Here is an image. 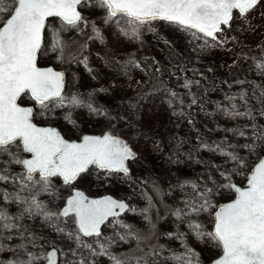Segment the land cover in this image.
<instances>
[{"label": "snow or ice", "instance_id": "snow-or-ice-1", "mask_svg": "<svg viewBox=\"0 0 264 264\" xmlns=\"http://www.w3.org/2000/svg\"><path fill=\"white\" fill-rule=\"evenodd\" d=\"M261 2L93 0L96 7L105 11L102 17L104 24L115 26L126 37L138 38L142 26L159 20L178 25L185 31L196 30L192 32L193 36L202 33L213 40L217 39V33L223 31L222 26H230L234 10H238L241 19H246L247 14ZM81 3L82 0H13L12 6L8 7L5 0H0V13L4 14L0 17V158L6 157L0 159V252H18L17 257L9 259L7 264H98L102 256L107 257L111 264H130L128 258L111 249L117 239H139L131 231L102 238L101 225L109 217L136 211L123 200L111 196L89 199L83 192L74 190V195L67 198L66 206L54 210L40 199L43 194H48L53 203L59 198L53 178L59 177L64 185L71 186L89 165L127 174L129 170L125 162L135 158L129 145L110 133L85 135L79 143L67 141L54 128L38 127L33 122L34 108L18 103L21 96L27 94L33 105L38 106L36 114L40 116L66 103L73 107L81 104L78 98H67L62 94V72L52 68L42 69L36 64L45 22L49 17H58L64 25L73 28L81 24L88 26V21L77 10ZM91 27L94 38L103 41V34L94 22ZM63 46L59 33H55L53 47L63 50ZM136 66L139 67L138 64ZM255 68L264 75V61L257 63ZM191 85L192 81H185L184 87L190 88ZM171 96L178 103H183L175 92ZM247 96L246 91L239 94L245 102ZM252 98L260 103L258 114L264 117V87L255 85ZM169 105H172V100H169ZM87 107L92 112L98 111L91 104ZM226 110L230 116L251 120V135L241 129H228L245 137L247 142L227 147L222 146L226 142L215 146L201 144V147L219 152L232 167L222 171L220 166H214L220 181L213 180L209 173L208 182L214 187H207L205 182L204 191H199L202 185L195 181L186 180L178 184L182 191L190 186L195 197L185 200L184 208L175 209L173 214L178 221L187 223L196 239H207L222 250L213 264H264V125L256 123V115L251 108L239 112L236 105H231ZM174 114L183 116L184 112L181 110ZM66 118L70 119V116ZM236 147L246 150L247 155L227 150ZM20 152L30 154V158H22ZM14 165L20 166L21 171H13ZM234 176L242 177L241 184L234 182ZM222 191L234 194V199L222 205L213 203V196ZM12 204L21 206L16 214L7 211V205ZM140 211L146 213L148 208ZM202 212L212 217L211 231H206L203 224L191 218ZM35 217H42L53 231L71 242L66 246L67 250L55 242H49L48 251L33 252L28 249L29 244L35 247L36 237L23 221ZM65 217L71 218V229L67 227ZM116 224L121 228L130 227L120 221ZM167 235L170 239L180 240L184 250L176 251L160 245L146 256L134 258L136 264H158L160 260L165 264H200L199 254L187 244L186 233L178 229ZM85 237L95 239L89 241ZM14 238L27 243H20L15 249L3 243ZM19 254L25 258L20 259Z\"/></svg>", "mask_w": 264, "mask_h": 264}, {"label": "rangeland", "instance_id": "rangeland-1", "mask_svg": "<svg viewBox=\"0 0 264 264\" xmlns=\"http://www.w3.org/2000/svg\"><path fill=\"white\" fill-rule=\"evenodd\" d=\"M12 2L13 0H5L8 7L12 6ZM80 10L82 17L88 21V26L81 24L73 28L64 25L60 19L48 23L39 63L52 64L64 70L67 80L63 95L67 98L76 97L81 104L73 107L66 103L62 107H54L44 116L36 115L40 116L38 123L57 127L71 140L77 139L76 134H104L118 125V135L131 144L137 157L129 162L127 174L91 166L71 186L64 185L59 177L53 178V184L59 190V198L53 203L48 194H43L40 199L55 210L61 209L74 188L83 189L92 196L113 194L126 199L130 208L136 211H127L124 215L111 219L103 228L102 238L115 237L117 233L124 235L131 231L139 239H117L111 251L128 258L130 264H136L134 258L146 256L149 249L160 245L182 252L184 249L181 241L170 239L167 235L179 229L187 234V244L199 254L200 264H209L222 250L214 247L207 239H196L187 223L177 220L174 210L184 208L185 200L195 197L190 186L182 191L177 185L186 180L195 181L202 185L199 191H204L205 182L207 187H214L208 182L209 173L213 180L220 181L214 166H220L222 171L232 167L219 152L201 147L202 143L215 146L226 142L222 146L227 147L247 142L245 137L228 129H241L250 136L253 122L245 117L230 116L226 109L231 105L235 103L239 112L251 108L256 115V123L264 125V117L258 114L261 105L252 98L255 85L264 87V75L255 68L257 63L264 61V0L247 14L246 19H241L238 10H234L230 26H223V31L217 34L216 40H208L198 33L193 36V30L185 31L178 25L159 20L142 26L138 38H129L120 34L115 26L104 24L102 17L105 11L96 7L93 0L83 2ZM3 16L0 13V17ZM93 22L102 32L103 41L94 38L95 33L91 27ZM85 29H88V35L86 41H82L85 45L82 57L66 64L64 60L67 57L61 55L64 48H68L65 41ZM55 33L60 35L63 50L53 47ZM166 42L181 51L187 60V66H201L217 80L215 88L207 94L210 99L207 106H199L198 103H193L194 100L188 101L192 97H186V93H190L191 89L195 91L197 83L183 72H172L173 64L162 51V43ZM141 57H150L158 63L161 75L168 79L169 85L166 90L146 98L138 106L136 95L142 91L144 83L148 82L140 65ZM229 67L238 68L243 76L241 81L245 83H232L227 70ZM185 81H192L190 88L184 87ZM242 91L248 93L247 102L239 98ZM172 92L179 96L182 104L171 96ZM227 96H237L239 99H227ZM169 100H172L171 106ZM20 102L33 105L27 94L22 96ZM88 104L98 111L92 112L87 107ZM181 110L184 112L183 116L174 114ZM66 116H70V119ZM227 150L247 155L246 150L239 147ZM27 156L28 153H25L23 157ZM13 171H21L20 166L14 165ZM233 180L241 184L242 177L234 176ZM232 199L234 194L222 191L213 196V203L220 205ZM20 207L19 204L7 205L11 214H16ZM145 208L148 211L141 213L140 210ZM191 218L203 224L206 231L212 230V217L207 212ZM64 219L71 229V218ZM116 221L130 227H118ZM23 224L36 237L35 247L38 249L47 251L49 242H55L67 250L66 246L71 243L53 231L42 217L26 218ZM84 239L91 241L95 237ZM3 243L15 249L16 245L24 241L14 238L11 241L4 240ZM14 253L15 250L0 252V264H7ZM98 264L111 262L102 256L99 257ZM158 264L165 262L160 260Z\"/></svg>", "mask_w": 264, "mask_h": 264}, {"label": "trees", "instance_id": "trees-1", "mask_svg": "<svg viewBox=\"0 0 264 264\" xmlns=\"http://www.w3.org/2000/svg\"><path fill=\"white\" fill-rule=\"evenodd\" d=\"M55 20H58V19L54 18V19H51L49 22H52ZM87 35H88V29H85L83 32H78L73 38L69 39V41L67 42L65 41V44H67L68 48L67 49L64 48L65 51H62L61 55L67 57L64 60L66 64L67 62H70V61L72 62L73 60L82 57L84 48H85V45H83L82 41H86ZM162 48L164 52L166 53L167 58L173 64L172 72L174 74L183 72L192 81L197 83V89L195 91L191 89L190 93L188 92L186 93V97H189V96L192 97V99L191 100L188 99V101L194 100L196 103L199 104V106H207L210 102V99L207 94H210V92L215 88L217 80L213 79L211 77V73L207 69L201 66H196V67L187 66V60L185 56L181 53L179 49H177L175 46L171 45L170 43H167V42L162 43ZM48 65H52V64H48ZM140 65L149 75V80L145 88L142 89V91H140L136 95L138 106H140L146 98L166 90L169 85L168 79L161 75L158 63H156L152 58L141 57ZM227 70H229L230 72L229 80L232 83L240 82L243 79V76L241 75V72L238 70V68L229 67V69ZM235 99H239V98L236 96L234 100ZM37 112H38V106H36V113ZM119 123H121L120 119H119ZM109 131L118 135V125L116 127L111 128V130ZM208 143L211 144V142H208ZM24 154L25 153L20 152V155L22 158H24L23 157ZM4 159H6V157ZM24 243H27V241H24ZM28 249L33 252H40V251L46 250V249L44 250L38 249L36 247H33V245L31 244L28 245ZM17 255H18V252L16 251V253H14L10 257V259L16 258ZM19 258L24 259L25 256L23 254H19Z\"/></svg>", "mask_w": 264, "mask_h": 264}, {"label": "water", "instance_id": "water-1", "mask_svg": "<svg viewBox=\"0 0 264 264\" xmlns=\"http://www.w3.org/2000/svg\"><path fill=\"white\" fill-rule=\"evenodd\" d=\"M83 2H85V0H82V3H83ZM82 3H81V4H82ZM81 4H80V5H81ZM80 5H78L77 10H78V11L81 13V15H82V12H81V10H80ZM233 13H234V12H233ZM54 18H56V19H60V18H58V17H49L48 20L45 22V29H44V32H43V34H42V43H41L40 50H39V52L37 53L36 64H37V67L42 68V69L52 68L54 71L62 72V73L64 74V80H63V92H64V89H65V86H66V80H67L65 71L62 70V69H58V68H56L54 65H41V64L39 63V55H40L41 49H42V47H43V45H44V41H45V31H46V28H47V25H48L49 21H50L51 19H54ZM60 20H61V19H60ZM230 23H231V22H230ZM222 28H223V26H222ZM194 31H196V30H194ZM199 34H201L202 36H204V34H202V33H199ZM217 34H218V33H217ZM204 37H205L206 39H208V40H213L211 37H206V36H204ZM263 59H264V53H263ZM62 94H63V93H62ZM23 95H25V94H23ZM23 95H22V96H23ZM22 96H21V98H22ZM21 98H20V100H21ZM20 100L18 101V103H21ZM21 104H22V103H21ZM22 105H23V106H26V107H33V108H34V116H35V106H34V105H24V104H22ZM33 122L36 123L34 120H33ZM36 124H37L38 127H45V128H49V127H50V128H54V129H56V130L60 133V135H61L65 140H67V141H70V142H77V143L81 142V139H82V138H81L80 140H71V139H67V138L61 133V131H60L57 127H55V126H51V125H40V124H38V123H36ZM106 133H110V134H112L113 136H115V137H117V138L123 140L124 142H126V143L129 145V147L132 149V151L135 153V158L137 157V152H136V150L131 146V144H130L126 139H124V138L121 137L120 135H116V134L112 133L111 131H106L104 134H106ZM104 134L87 133V134H85V135H89V136H103ZM85 135H83V136H85ZM83 136H82V137H83ZM25 158H30V154H28V156L25 157ZM135 158H133V159H129V160H127V161L125 162L126 167L128 168V170H129V162H130V161H133ZM91 166H95V165H89L88 168H87V170H88ZM99 169H100V168H99ZM87 170H86L85 172L81 173L80 175L86 173ZM102 170H105V169H102ZM115 173H117V172H115ZM120 173H122V172H120ZM74 190H79V191L83 192V193L85 194V196H87L89 199H102V198L105 197V196H111V197H113V198L116 199V200H123L125 203H127V204L129 205V208H130V204H129V202H128L126 199L119 198V197H117V196H115V195H113V194H110V193H108V194H103V195H99V196H92V195H89L85 190L80 189V188H74V189L72 190L71 194L67 196V198H69L70 196L74 195ZM67 198H66V200H65V203H64L63 206L61 207V209H62L64 206H66ZM230 201H231V200H230ZM230 201H228V202H230ZM228 202H225V203H228ZM225 203H222V204H225ZM222 204H220V205H222ZM126 212H127V211L121 213L119 216L124 215ZM119 216H118V217H119ZM115 218H116V217H115ZM111 219H113V217H109V218L104 222V224L101 225V229H100V230H101V233H102V231H103L104 226H105V225H106ZM85 238H93V237H85ZM48 250H50V249H48ZM48 250H47V251H48ZM221 254H222V252H221ZM221 254H220V255H221ZM220 255H219V256H220ZM219 256H218L217 258H215L214 260H212L209 264H213V261H215L216 259H218Z\"/></svg>", "mask_w": 264, "mask_h": 264}, {"label": "built area", "instance_id": "built-area-1", "mask_svg": "<svg viewBox=\"0 0 264 264\" xmlns=\"http://www.w3.org/2000/svg\"><path fill=\"white\" fill-rule=\"evenodd\" d=\"M193 31H194V30H193ZM198 34H199V33H198ZM162 51H164L163 48H162ZM142 69H143V68H142ZM144 71H145V70H144ZM145 75H146V77H147L148 80H149V75L146 73V71H145ZM146 84H147V83H144L143 89L145 88ZM38 118H40V116H35V117H34V121L38 122V121H39ZM84 134H85V133H83V134H79V135L76 134L77 139H81V137H82ZM0 159H2V158H0ZM143 218H144V220H146L145 215L143 216Z\"/></svg>", "mask_w": 264, "mask_h": 264}, {"label": "crops", "instance_id": "crops-1", "mask_svg": "<svg viewBox=\"0 0 264 264\" xmlns=\"http://www.w3.org/2000/svg\"><path fill=\"white\" fill-rule=\"evenodd\" d=\"M138 228V227H137ZM158 248V247H157ZM152 250V249H151ZM150 249H149V252L151 251Z\"/></svg>", "mask_w": 264, "mask_h": 264}]
</instances>
